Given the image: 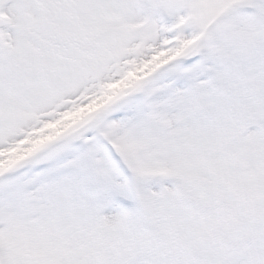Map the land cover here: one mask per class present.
Returning <instances> with one entry per match:
<instances>
[{
    "label": "snow or ice",
    "instance_id": "obj_1",
    "mask_svg": "<svg viewBox=\"0 0 264 264\" xmlns=\"http://www.w3.org/2000/svg\"><path fill=\"white\" fill-rule=\"evenodd\" d=\"M0 264H264V0H0Z\"/></svg>",
    "mask_w": 264,
    "mask_h": 264
}]
</instances>
